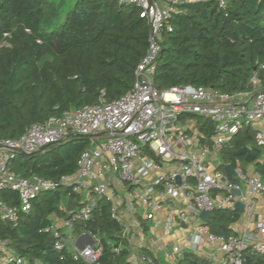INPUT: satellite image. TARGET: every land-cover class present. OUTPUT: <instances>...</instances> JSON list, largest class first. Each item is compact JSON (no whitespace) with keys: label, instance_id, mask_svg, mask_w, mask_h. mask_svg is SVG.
<instances>
[{"label":"trees","instance_id":"obj_1","mask_svg":"<svg viewBox=\"0 0 264 264\" xmlns=\"http://www.w3.org/2000/svg\"><path fill=\"white\" fill-rule=\"evenodd\" d=\"M223 1L222 8L219 0H205L171 13L165 21L171 30L163 27L159 39L156 89L190 85L230 96L264 92V0ZM140 12L117 0H0V142L18 139L50 117L96 105L101 95L111 102L127 93L151 32ZM190 117L197 118L204 138L199 141L210 143L215 123ZM255 133L246 127L223 146L220 158L231 175L236 167L252 165L264 178V150L255 145ZM90 146L88 137L69 135L32 155L14 154L7 170L25 180H58L76 172ZM243 148L248 150L240 153ZM0 201L19 206L18 194L8 189L0 191ZM85 202L86 194L64 186L42 193L29 212L19 211L16 225L0 218V241L23 264H91L74 259L66 247H54V220L71 219ZM241 217L237 210L215 209L205 226L227 238L236 234L232 225ZM72 224L75 241L88 235L100 251L92 264H130V244L105 198L96 199L89 219ZM139 250L153 258L149 264H168ZM243 258V264H264V254L245 251ZM172 264L212 262L185 252Z\"/></svg>","mask_w":264,"mask_h":264},{"label":"built area","instance_id":"obj_2","mask_svg":"<svg viewBox=\"0 0 264 264\" xmlns=\"http://www.w3.org/2000/svg\"><path fill=\"white\" fill-rule=\"evenodd\" d=\"M117 1L139 8L140 17L151 28L147 51L134 72L133 86L115 101L108 102L101 95L96 105L50 117L31 125L18 139L1 141L0 191L16 192L19 206L9 207L0 201V218L16 225L19 211L29 212L40 194L61 186L71 188L74 193H84L86 202L71 219L61 220L60 226L54 223V247L57 250L66 247L74 259L92 264L100 251L90 245L80 250L72 223L89 219L97 198L111 203L112 216L120 223L121 235L129 244L132 214L141 211L145 220H152L164 203L189 199L190 204L178 211L176 217L190 231L186 242L191 250L207 245L221 255L219 264H243L245 251L251 255L264 254V220L255 221L251 231L225 238L212 234L199 217L201 212L210 214L215 209L236 210L235 203L241 202V215L250 222L257 200L264 196L263 177L236 167L228 180L220 158L225 143L246 127L256 130L254 143L264 150V130L260 128L264 123V92L242 94L247 95L242 99L240 95L230 96L212 88L190 85L156 89L153 76L161 31L163 27L171 30L165 21L178 11L179 5L205 0ZM219 7H224L223 0H219ZM190 116L215 123L210 143L199 141L204 138L198 128L180 124ZM73 134L88 137L91 142L90 148L80 155L73 175L58 180L37 177L25 180L7 170V162L14 154L32 155ZM260 161L264 162V153ZM233 190H239L240 195L234 196ZM59 229L66 236L61 237ZM132 255L130 264H149L153 260L140 253ZM180 255L181 249L173 247V260ZM0 264H23V260L0 241Z\"/></svg>","mask_w":264,"mask_h":264},{"label":"crops","instance_id":"obj_3","mask_svg":"<svg viewBox=\"0 0 264 264\" xmlns=\"http://www.w3.org/2000/svg\"><path fill=\"white\" fill-rule=\"evenodd\" d=\"M242 99H246L247 95H240ZM264 130V123L260 126ZM244 171L247 173L254 172L252 165L245 166ZM187 194L185 195L186 198ZM189 199H182L177 203L166 202L163 205V209L155 213L152 220H145L144 216L141 215V211H137L135 214L130 216L132 232L130 235V247L131 255H139V249L148 250L154 257H160L164 263L172 264L175 261L172 258L173 247H179L181 254L185 252H191L200 258L207 259L212 264H219L221 255L218 252L211 250L207 245L202 244L197 250H191L187 246V237L189 235V229L184 224H180L177 221L176 213L186 209L190 204ZM257 220H264V196L257 200V204L252 211V217L250 222L245 216L232 225V229L235 233L242 232L244 230H252L253 223ZM55 226L61 225V220H54ZM146 229V232H144ZM136 241L139 243H135ZM91 239L88 235H83L77 238L76 242L79 241L84 244L89 243ZM139 246H136V245Z\"/></svg>","mask_w":264,"mask_h":264},{"label":"water","instance_id":"obj_4","mask_svg":"<svg viewBox=\"0 0 264 264\" xmlns=\"http://www.w3.org/2000/svg\"><path fill=\"white\" fill-rule=\"evenodd\" d=\"M46 147H42L39 151L44 150ZM248 149L247 148H243L241 149V152H246ZM224 171L226 174V178L228 180H231L232 176H231V171H230V166L229 165H225L224 166ZM177 183H179V180H177ZM232 194L234 196H239L240 195V191L239 190H233ZM235 209L242 214L243 213V204L241 202H236L235 203ZM200 219L204 222V223H208L209 219H210V214L207 212H201L199 215ZM77 247L81 250L84 247V243H81L79 241L76 242ZM87 245L93 246V241L91 239H89V243Z\"/></svg>","mask_w":264,"mask_h":264},{"label":"rangeland","instance_id":"obj_5","mask_svg":"<svg viewBox=\"0 0 264 264\" xmlns=\"http://www.w3.org/2000/svg\"><path fill=\"white\" fill-rule=\"evenodd\" d=\"M196 119H197V118H196ZM196 119L190 117V118L186 119L184 122H180V124H186V125H188V126H190V127H192V128H196V127H195ZM199 120H200L201 122L203 121L202 118H200ZM260 128H261V127H260ZM242 188L244 189V186H243V185H242ZM64 204H66V199H64ZM134 241H135V243L137 242L135 237H134ZM137 243H139V241H138ZM136 246H139V245L137 244Z\"/></svg>","mask_w":264,"mask_h":264}]
</instances>
